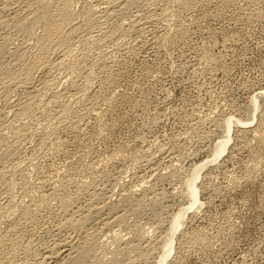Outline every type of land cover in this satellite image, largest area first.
I'll use <instances>...</instances> for the list:
<instances>
[{"label":"rangeland","instance_id":"obj_1","mask_svg":"<svg viewBox=\"0 0 264 264\" xmlns=\"http://www.w3.org/2000/svg\"><path fill=\"white\" fill-rule=\"evenodd\" d=\"M0 93V264H264V0H0Z\"/></svg>","mask_w":264,"mask_h":264},{"label":"bare ground","instance_id":"obj_2","mask_svg":"<svg viewBox=\"0 0 264 264\" xmlns=\"http://www.w3.org/2000/svg\"><path fill=\"white\" fill-rule=\"evenodd\" d=\"M0 94H1V93H0ZM97 209H98V208H97ZM90 216H91V215H90ZM120 219H121V218H120ZM114 220H115V219H114ZM111 222H112V221H111ZM76 223H77V222H76ZM84 223H85V222H84ZM106 225H107V224H106ZM107 227H108V226H107ZM85 235H86V234H85ZM66 237H67V236H66ZM72 241H73V240H72ZM94 242H95V241H94ZM70 245H71V244H70ZM88 246H89V245H88ZM55 247H56V246H55ZM84 247H85V246H84ZM76 249H77V248H76ZM122 249H123V248H122ZM72 250H73V249H72ZM76 251H77V250H76ZM84 251H85V250H84ZM84 251H83L82 253H80V255H83L84 253L86 254V252H84ZM109 251H110V250H109ZM115 252H116V251H115ZM76 254H77V253H76ZM58 255H59V254H58ZM87 255H88V252H87L86 255H84V256H85L84 258H86V257L88 258ZM118 255H119V254H118ZM67 258H68V257H67ZM81 258H82V256H81ZM84 258H83V259H84ZM87 258H86V259H87ZM93 258H94V257H93ZM73 259H74V258H73ZM80 260H82V259H79V258H78V260H77L76 262H80V263H82V261H80ZM73 261H74V260H73ZM83 261L85 262L86 260H83ZM67 262H68V261H67ZM76 262L74 261L73 263L76 264ZM65 263H66V262H65ZM68 263H69V262H68ZM77 264H79V263H77Z\"/></svg>","mask_w":264,"mask_h":264}]
</instances>
